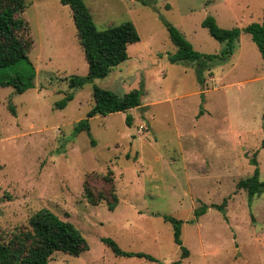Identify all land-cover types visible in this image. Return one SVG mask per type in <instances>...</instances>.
I'll return each instance as SVG.
<instances>
[{"label": "rangeland", "instance_id": "374dc122", "mask_svg": "<svg viewBox=\"0 0 264 264\" xmlns=\"http://www.w3.org/2000/svg\"><path fill=\"white\" fill-rule=\"evenodd\" d=\"M84 2L98 30L131 22L141 41L108 78L71 90L69 79L89 72L71 9L60 0H26L23 37L37 76L24 94L0 87V233L30 231L29 219L49 209L90 246L77 258L55 253L50 264H264V193L250 201L238 188L257 167L264 182V60L243 34L231 59L205 69L201 84L196 64L171 63L177 48L166 26L196 52L220 55L226 45L203 21L212 16L227 30L262 23L264 0ZM94 87L119 96L143 91L142 107L128 113L132 126L126 113L96 116L91 135L74 136L95 106ZM70 93L74 100L59 110ZM96 174L114 181V211L85 197L86 182L109 194ZM202 207L209 210L197 219ZM165 217L183 222L188 258ZM102 239L157 262L116 256Z\"/></svg>", "mask_w": 264, "mask_h": 264}, {"label": "trees", "instance_id": "16d2710c", "mask_svg": "<svg viewBox=\"0 0 264 264\" xmlns=\"http://www.w3.org/2000/svg\"><path fill=\"white\" fill-rule=\"evenodd\" d=\"M64 6L71 9L73 21L77 30V37L87 61L89 72L86 77L72 76L69 79L71 90H80L94 80H104L120 65L128 61V48L141 41L137 28L131 22L104 31L98 30L84 0H60ZM27 9L26 0H0V87L13 88L16 93L24 94L34 88L37 76L36 69L29 59L32 49L31 43L24 39L30 26L22 18ZM172 43L177 52L170 57L172 64L192 63L197 65V79L203 84L204 70L217 62H226L235 54L243 34H249L264 60V21L253 23L244 29L227 30L221 28L217 20L209 16L202 27L207 29L210 36L225 48L220 55H205L194 50L184 35L174 26L166 25ZM142 90H133L124 96L112 91L94 87L93 97L95 106L89 111L87 118L80 121L73 130L74 136L82 132L91 135L89 119L96 116H108L116 113H126V122L133 124V117L128 114L132 110L142 107ZM74 100V94H68L57 104L63 110ZM14 112V110H13ZM264 147V143H263ZM255 166L257 162L254 160ZM105 186L109 187V194L96 188L93 183L85 184V197L92 206L108 203V208L114 211L118 204V196L114 181L109 175L96 174ZM239 189L247 191L249 200L264 193V182L260 180V169H255L254 175L239 182ZM111 198V199H109ZM212 208L224 212L225 205H212ZM209 207H202L195 212L199 219L207 213ZM165 222L173 225L174 241L181 247V259L189 257V250L183 247L181 240L183 222L173 217H165ZM30 231L20 229L3 231L0 233V264H50L55 253L61 252L72 257H80L90 249L89 243L82 232L69 221L60 219L49 209H42L29 219ZM119 257H138L150 262H157L155 258L143 253H127L111 239H102ZM173 264H181L175 262Z\"/></svg>", "mask_w": 264, "mask_h": 264}]
</instances>
